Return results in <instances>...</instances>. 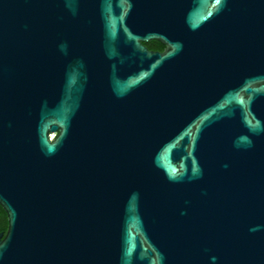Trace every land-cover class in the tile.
<instances>
[{"label": "water", "instance_id": "1", "mask_svg": "<svg viewBox=\"0 0 264 264\" xmlns=\"http://www.w3.org/2000/svg\"><path fill=\"white\" fill-rule=\"evenodd\" d=\"M0 207V264H264V0H0Z\"/></svg>", "mask_w": 264, "mask_h": 264}, {"label": "trees", "instance_id": "2", "mask_svg": "<svg viewBox=\"0 0 264 264\" xmlns=\"http://www.w3.org/2000/svg\"><path fill=\"white\" fill-rule=\"evenodd\" d=\"M144 44L149 48V49H154V50H162L163 45L156 41V40H151L148 42H144ZM6 218H5V213L0 207V231L4 230L6 228Z\"/></svg>", "mask_w": 264, "mask_h": 264}, {"label": "flooded vegetation", "instance_id": "3", "mask_svg": "<svg viewBox=\"0 0 264 264\" xmlns=\"http://www.w3.org/2000/svg\"><path fill=\"white\" fill-rule=\"evenodd\" d=\"M152 50H154V49H152ZM3 210V209H2ZM5 213V212H4ZM5 218H6V214H5ZM6 222H7V218H6ZM6 226H7V224H6ZM5 230H6V228L4 229V230H2V231H0V232H4L5 233Z\"/></svg>", "mask_w": 264, "mask_h": 264}]
</instances>
